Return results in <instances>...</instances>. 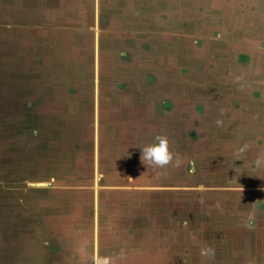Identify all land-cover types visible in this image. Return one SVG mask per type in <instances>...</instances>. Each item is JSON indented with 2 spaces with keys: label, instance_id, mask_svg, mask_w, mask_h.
<instances>
[{
  "label": "crops",
  "instance_id": "0c3cea01",
  "mask_svg": "<svg viewBox=\"0 0 264 264\" xmlns=\"http://www.w3.org/2000/svg\"><path fill=\"white\" fill-rule=\"evenodd\" d=\"M212 3L217 7L220 20L228 11L224 17L237 27L246 26L250 20H254L255 14L259 16L260 12H264V0H40V3L31 8L35 10V14L41 9V20L50 11L56 16L54 21L60 26L78 28L79 32L80 28L85 31L90 28L94 38L95 93L97 72L102 75L104 71L113 77L114 73L122 71L119 68L122 66L121 68H125V72H121L122 79L125 75L124 83H128L127 88L131 90L136 81L141 84L146 79V87L142 85V96L146 98L141 99V108L130 99L126 100V105L135 110L133 113L126 108V115L130 112V118L138 119V126L132 134L140 132L141 139L134 146L131 138L127 143L128 152L122 153L115 146L109 155L114 160L115 172L128 170L131 176L139 172L141 178V172L150 171L154 175L160 173L157 176L160 182L151 178L141 183L131 181L132 178L122 179L120 173L114 175V179L125 180L131 185L132 191L160 192L166 189L159 187H167V190L176 192V167L170 165L166 169L155 171L146 168L140 161L141 149L154 142L153 134L162 132L169 138L170 150L180 154L182 165L186 161L184 151H176V107L164 109V102L176 103V38H203L209 31L216 29L218 22L215 23L214 18L209 15L215 8L210 5ZM32 12L30 18L33 16ZM234 12L238 15L233 18ZM252 24L254 25L250 23ZM88 37L86 34L85 38ZM104 41L105 45L108 43L105 49L115 55H112L113 59L110 58V63L113 64L111 72L106 66L100 65ZM219 46L223 51L222 61L226 59L223 62L232 67L229 61L238 49L228 44H218ZM194 49L196 52H203L200 51L201 48ZM120 54H124L125 62L118 65ZM4 62L2 58L1 67L5 66ZM221 66L216 73L218 75L222 72L225 76L219 79L223 84L222 88L237 96L238 80L232 76L235 70L227 68L222 62ZM134 74H139V79ZM145 75L152 77V82ZM1 79L0 264H92L94 254L113 257L116 264H176L175 251L180 245V242H176V227L161 225L169 221L173 224V214L166 215L162 212V215L157 210L150 211L149 195H133L131 192L124 197L84 193L85 180H70L68 177L67 170L74 165V157L79 159V156L76 154L69 158L70 152L67 153L65 146L63 149L62 142L69 149L70 140L62 133L54 132V105L49 97V90H43V95L29 92L26 94L28 98L18 93V98L24 99L6 97L5 79ZM31 89L37 90L33 87ZM235 99L238 100L237 97ZM145 102L147 108H143ZM152 103L162 116L156 115L154 107L150 109ZM98 104L94 101L95 117ZM58 105L62 109L65 103L59 101ZM253 108L258 109L254 104L251 110ZM74 109L71 114L80 122L82 109ZM254 114H258V110ZM61 115L67 118L63 111ZM148 135L151 140L144 138ZM251 151L256 152L254 156H264V143L253 146ZM79 161L82 163V160H78V163ZM244 162L246 163V159ZM95 164L94 159V169ZM247 165L249 163H246V167ZM263 170L264 167H261L258 171ZM98 178L99 176L94 178V187ZM259 185L242 189L257 190L264 198V181ZM221 189H227L228 192L231 190ZM253 193L252 199H240L228 196L223 191L220 193V201L228 206L217 211L216 217L220 215L226 219L234 218L231 216L233 213H240L229 205L244 201L249 203L247 209L255 211L253 198L257 194L254 196ZM110 197L117 199L110 200ZM171 199L174 202L176 198ZM123 202L126 208L121 204ZM207 214L208 212L204 219L209 220ZM187 231L188 229L180 230V234H198L197 241L201 244L204 255L209 256L210 252H205L208 248L204 246L206 239L202 237V232L196 229ZM211 231L209 228L210 233ZM190 244L193 245L191 249H195L196 243ZM121 249L126 252L123 260L117 257ZM209 257H205L204 264H207Z\"/></svg>",
  "mask_w": 264,
  "mask_h": 264
},
{
  "label": "rangeland",
  "instance_id": "374dc122",
  "mask_svg": "<svg viewBox=\"0 0 264 264\" xmlns=\"http://www.w3.org/2000/svg\"><path fill=\"white\" fill-rule=\"evenodd\" d=\"M36 3H40V0H0V60L2 58L5 60V66H0V83H2L1 77L4 78L6 97L12 96L16 99L19 97L18 93H20V96L28 98L26 94L29 92L43 95V90H49V97L54 105V132L58 131L70 140L68 141L69 149H67V145L64 142L60 141L63 149L65 146L67 153L70 152L69 158H73L76 154L79 156V159L74 157V165L67 170L69 179L78 178L85 180L84 193L86 194H94L96 192V194H115L125 197L128 193L133 192V195H149L148 205L150 211L157 210L162 215V212H165L166 215L173 214V219H175L173 224L172 221H169V223L161 225L176 227V242H180L179 252L176 254L175 251L176 264H204L203 262L206 261L205 257L208 258L211 252L209 256L204 255V250L201 249L202 246L197 241L198 234H180V230L183 229L182 226L191 228L190 218L193 215L199 227L203 224L199 217L205 220L203 217L211 208L210 202H207V192L205 191L208 187L204 184L202 186L200 183H196L199 177L201 179L204 176L201 172L205 168V164L196 160V162H193L192 171L190 172H186V168L183 169V166L176 168V192L167 190V187H159L166 189L160 192L132 191L133 188H130L131 185H128L125 180L114 179V175L120 173L119 175L122 179L132 178L130 180L136 183H141L151 178L157 181L160 180L157 178L160 173L159 175H154L150 171L141 172L142 178L140 177L141 175H138L139 172L135 173L134 176H131L128 170L115 172L113 167L114 160H112V157L109 158L112 147H119L121 152L125 153L128 152L127 143L131 141V138L134 146L141 139L140 132L132 134L135 127L138 126V119L135 117L130 118V112L126 115V108L128 111L132 110L135 113L134 107L126 105V100L130 99L138 108H141L139 103H142V98L144 100L146 98L142 96L144 93L143 86L146 87V82H141L140 84L139 81H136L132 90L127 88L128 83H124L125 75L124 79L121 76L123 75V73L121 74L123 71L122 66H119L122 71L114 73L113 77L104 73V71L102 75L98 74V72L96 73L95 93L94 38H92L90 28H87L86 31L80 28L79 32L78 28L60 26L54 21L56 16L50 11H45L47 15L41 20V9L37 10L36 14L35 10L31 9ZM30 12L33 14L31 18ZM86 34H88V38H85ZM107 45L108 43L105 45L104 41L100 65L106 66L108 71L111 72L110 67L113 64L110 63V58L113 59L112 55L114 54H110L105 49ZM119 56L118 65L124 64V54ZM137 78L139 79V74ZM19 87L20 90H18ZM32 87L37 88V90L31 89ZM18 99L24 98L20 97ZM136 100L137 102H135ZM59 101L65 103L62 109L58 107ZM94 101L99 103L96 117L95 107L93 106ZM153 107L154 104L152 103L150 109ZM74 108L79 110L81 108L83 111L80 114V122L71 114V110H75ZM143 108H147V102L143 104ZM189 109H192V106ZM154 110L156 115L162 114L160 111L158 112L156 107H154ZM60 111L61 113L63 111L67 118L61 115ZM253 111H255L254 108ZM180 114L182 113H179L178 109H176V115L180 116ZM192 114L195 115L194 113ZM99 118L101 122H99ZM183 131L176 134V151L178 150L177 144L179 142L183 143L182 148L186 146L198 148L199 143L202 141V130L193 129L191 131L188 129L185 132ZM153 135L156 136L158 134ZM146 137L151 140L149 135L144 136V138ZM94 159L96 161L95 169ZM78 160H82V163L80 161L78 163ZM96 176H99V178L96 180V186L94 187V178ZM197 185H200V187H196ZM161 194H163V197H160ZM156 196L158 197L156 198ZM173 197L174 199L176 198L174 202L171 199ZM108 199L114 200L117 197ZM246 203L248 202L246 201ZM121 204L125 205V208L127 207L124 202ZM219 204L217 205L219 206ZM248 205L249 203L242 205L244 209H239V212L246 214ZM218 206L216 207L217 210ZM172 210H174V213ZM219 211H221V208ZM214 215L216 216L217 213ZM252 217L253 214L251 213L248 218ZM243 229L240 228L242 232L239 238L247 242L248 240L243 235ZM202 237L204 238V236ZM213 238L215 240V236ZM190 243H196L194 245L195 249H191L193 245ZM236 256V250H227V254L222 256V263L237 264Z\"/></svg>",
  "mask_w": 264,
  "mask_h": 264
},
{
  "label": "flooded vegetation",
  "instance_id": "af4514ba",
  "mask_svg": "<svg viewBox=\"0 0 264 264\" xmlns=\"http://www.w3.org/2000/svg\"><path fill=\"white\" fill-rule=\"evenodd\" d=\"M211 11L212 14L209 15L219 26L209 31L207 36L176 38V103L164 102V109L171 110L177 106L178 112L182 113L180 116L176 115V134L188 129L202 130V141L198 148H182L183 143L180 142L177 147L180 151L184 150L186 161L182 166L183 169L186 168V172L192 171L193 162L196 160L205 164L201 172L204 176L201 179L199 177L196 183L208 187L205 191L207 202H210L211 206L207 211L209 220L199 217L204 225L198 227L193 215L190 218L191 226L189 223L191 228L182 226L181 230L188 229L187 232H191L196 229L202 232L201 235L206 239L204 246L214 251L211 252L207 264H222V256L227 254L228 249L237 251V264H264V198L257 190H250L264 181V170L259 172L260 168L254 167L253 161L257 156H254L256 152L251 151L253 146L264 143V12H260L259 16L255 14L254 20H250L254 25L247 23L246 26L237 27L224 17L228 11L221 20L218 18L216 6ZM232 14L233 18L238 15L236 12ZM218 44L233 45L238 49L229 61L232 67L223 62L226 59L222 61L223 51ZM195 47L201 48L200 51L203 52H196ZM221 62L227 68L235 70L232 76L238 80L237 96L222 88L223 84L219 79L225 76L222 72L218 75L216 73L222 67ZM122 70L124 73L125 68ZM145 77L152 82V77ZM253 104L258 107V114H254L257 110H251ZM188 106H192V109ZM218 119L222 121L220 126L216 123ZM245 144L249 145L246 157L238 159L235 152ZM245 159L246 163H249L247 167ZM221 188L231 190L228 192L227 189ZM242 188L250 189L245 191ZM223 191L227 192L228 196L240 199H252L254 192V196L257 194L253 198L255 211L247 209L246 214L240 213L239 209H244L242 205L248 204L244 201L229 205L240 213L232 212L231 216L234 218L226 219L220 215L216 217L214 214L219 212L220 208L228 206L220 201V193ZM251 213L253 217L248 218ZM209 228L212 229L211 233ZM240 228H244L243 235L247 242L239 238L242 232Z\"/></svg>",
  "mask_w": 264,
  "mask_h": 264
},
{
  "label": "clouds",
  "instance_id": "9594fccd",
  "mask_svg": "<svg viewBox=\"0 0 264 264\" xmlns=\"http://www.w3.org/2000/svg\"><path fill=\"white\" fill-rule=\"evenodd\" d=\"M216 123L218 126L222 125V121L219 119ZM248 149L249 145L247 144L241 146L236 150L235 156L238 159H244ZM140 161L146 168H152L154 171L157 169H166L170 165L179 168L183 163L180 154L170 150L169 138L164 134L156 135L153 143L141 149ZM253 165L257 169L264 167V156L258 155L253 161ZM207 251L212 252L211 249ZM117 257L121 260L125 259V250L121 249ZM92 264H116V261L113 257H99L98 254H94L92 257Z\"/></svg>",
  "mask_w": 264,
  "mask_h": 264
}]
</instances>
